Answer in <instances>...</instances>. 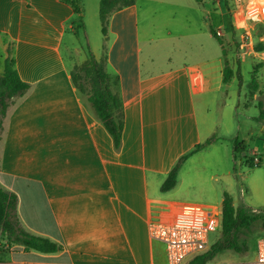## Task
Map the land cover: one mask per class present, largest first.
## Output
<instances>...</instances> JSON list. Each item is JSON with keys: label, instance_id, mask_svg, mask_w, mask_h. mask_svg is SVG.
Here are the masks:
<instances>
[{"label": "crops", "instance_id": "obj_1", "mask_svg": "<svg viewBox=\"0 0 264 264\" xmlns=\"http://www.w3.org/2000/svg\"><path fill=\"white\" fill-rule=\"evenodd\" d=\"M197 1L203 27L193 14L162 10L171 5L163 0H135L111 14L105 70L123 124L116 147L87 94L71 79L72 67L87 53L79 56L76 49L70 63L64 54L80 24L85 31L87 9L97 14L100 0L81 2L76 27L77 13L64 0H0V74L10 55L31 85L4 120L0 184L17 194L28 231L63 245L56 253L16 246L0 252V264H166L165 246L151 237V223L182 213L221 212L224 192L233 198L235 66H229L225 82L218 51L225 54L211 29L215 23L223 29L215 30L222 41L223 35L231 41L235 0L231 20L223 18L229 13L226 1L224 9L223 0H215V11L213 0L209 8ZM257 1L244 0L253 17ZM206 32L218 49L207 50L201 41ZM92 51L97 59L103 56L101 48ZM256 119L261 135L253 147L243 141L242 155L256 154L264 166V119ZM213 134L217 140L190 155L176 185L162 192L178 159ZM262 183L249 179L240 206L264 208Z\"/></svg>", "mask_w": 264, "mask_h": 264}, {"label": "trees", "instance_id": "obj_2", "mask_svg": "<svg viewBox=\"0 0 264 264\" xmlns=\"http://www.w3.org/2000/svg\"><path fill=\"white\" fill-rule=\"evenodd\" d=\"M71 4L77 13V18L73 22V27L77 22L82 21V0H64ZM135 0H100L99 17L101 21V31L104 40V54L97 59L87 46V58L81 64L75 65L71 70V79L77 89L87 94L88 100L97 115L98 119L112 135L114 144L119 146L122 135V120L120 113V104L118 97L110 89L109 76L105 70L106 64V42L108 38V25L111 14L124 7L131 6ZM83 27V25L80 24ZM85 33V31H84ZM211 34L217 39L225 54V49L221 37L217 32L211 29ZM86 35V34H85ZM261 50L264 48L262 43ZM260 50V51H261ZM10 54V51H9ZM226 62L224 69V81L227 82L231 76V70ZM253 89H257V80L253 79L250 83ZM31 88V85L23 81L16 68L15 60L10 55L5 59L3 73L0 74V141L3 132V124L7 111L19 98L23 97ZM258 119H264V108L260 107ZM217 140V135L213 134L203 143L195 146L189 153L178 159L172 167L167 177L161 184V191L166 192L172 189L177 183L178 172L186 159L193 153L204 149ZM245 152L243 141L235 142L233 148V159L237 156L244 157L250 167L255 164L252 158L242 155ZM234 179L239 181L235 171L236 165H233ZM18 196L15 192L4 188L0 184V252L10 251L16 246H20L24 251H37L41 253H56L63 250V245L48 237L34 234L28 231L18 215ZM257 211L258 213H254ZM261 221V227L264 230V208H253L251 206H235L232 196L224 192L221 210V229L219 237L204 252L192 257L187 264H208L214 258L225 252L233 251L235 253H244L249 247L242 241L243 235L250 232L253 223Z\"/></svg>", "mask_w": 264, "mask_h": 264}, {"label": "rangeland", "instance_id": "obj_3", "mask_svg": "<svg viewBox=\"0 0 264 264\" xmlns=\"http://www.w3.org/2000/svg\"><path fill=\"white\" fill-rule=\"evenodd\" d=\"M203 1L204 5L209 8L210 0ZM224 1L228 4L229 13L225 14L223 18L228 20L231 18L234 8L232 0H223L222 6L224 9ZM163 3L171 4L169 6L165 5V7L162 8L165 12L176 14L178 17H182V13L193 14V17L198 20L197 22L203 27V21L199 15L200 9L197 0H163ZM212 5L213 10L215 11V0H213ZM242 5L244 8L240 10ZM254 14L255 13L252 11H249L248 4H246L244 0H235V19L238 17L237 22L235 21V31L233 30V33H229V36L231 35L232 38L230 42H225L224 40L226 36L223 35L225 55H222V53L218 51V57L221 58L223 68H225L226 60L230 67L231 64L235 66L234 87H232L235 90V142L245 141L251 147L255 145L258 141L259 135H261L258 131L259 124L256 117L260 114V107L264 100V63L261 60L260 54V46L263 43L262 37L264 35V20L258 18V15L253 17ZM84 23L85 33L82 26L78 28V36L77 38L74 36L75 43L73 44V47L69 48L67 45L68 42H65L66 47L64 49V54L69 63L72 59L71 54L75 55L76 49L79 52V56H83L87 53L88 45L90 46L91 51H98L101 48V53L104 54V40L101 31L99 10L97 14L93 15V9L90 6L87 9L86 20ZM78 24L80 23L78 22ZM209 26L212 27L211 24ZM180 27L181 26H176V33L181 29ZM212 28H214V30L220 29L221 32L223 31V29L219 28L215 23ZM206 33L207 34L201 38V41L209 47L207 50H210L212 46L215 49H218L219 46L214 37H212L209 32ZM173 43L175 42L173 41ZM253 79L257 80L256 90L253 89L250 84ZM239 156L240 155L237 156L238 164H236L235 171L239 181H235L231 188L234 204L237 206L242 205L247 198L246 189L248 187L249 179L260 180V182H263L260 185V194L264 195V166L259 164L250 167L247 164L246 159ZM247 157L252 158L254 156L249 154ZM243 176L246 178L244 181H242ZM254 213L256 214L258 212L254 211ZM220 229L221 220H218L216 230L209 233V244H212L219 237ZM261 236H264V230L261 227V221L256 220L253 223L251 231L247 232L242 237V241L246 242L249 247L248 251L244 253L225 251L217 255L214 260H238L252 257L254 255L256 240Z\"/></svg>", "mask_w": 264, "mask_h": 264}, {"label": "built area", "instance_id": "obj_4", "mask_svg": "<svg viewBox=\"0 0 264 264\" xmlns=\"http://www.w3.org/2000/svg\"><path fill=\"white\" fill-rule=\"evenodd\" d=\"M255 12L264 20V3L255 2ZM264 44V36L262 37ZM264 63V48L260 52ZM252 157L255 165L260 164L256 154ZM219 211H201L197 214L182 213L171 221L154 222L149 226L151 237L165 246L166 264H187L188 261L208 249L209 233L216 230ZM208 264H264V236L256 240L254 255L248 259L213 260Z\"/></svg>", "mask_w": 264, "mask_h": 264}]
</instances>
